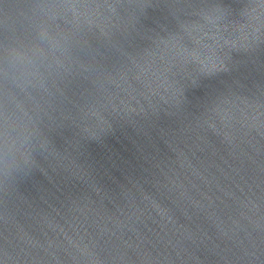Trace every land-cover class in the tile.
<instances>
[{
  "label": "water",
  "instance_id": "95a60500",
  "mask_svg": "<svg viewBox=\"0 0 264 264\" xmlns=\"http://www.w3.org/2000/svg\"><path fill=\"white\" fill-rule=\"evenodd\" d=\"M0 264H264V0H0Z\"/></svg>",
  "mask_w": 264,
  "mask_h": 264
},
{
  "label": "clouds",
  "instance_id": "9594fccd",
  "mask_svg": "<svg viewBox=\"0 0 264 264\" xmlns=\"http://www.w3.org/2000/svg\"><path fill=\"white\" fill-rule=\"evenodd\" d=\"M10 55L13 60L23 62L25 64V69H39L37 61L43 63L47 58V53L42 48H35V50L32 49L30 53H24L14 49L10 52Z\"/></svg>",
  "mask_w": 264,
  "mask_h": 264
}]
</instances>
